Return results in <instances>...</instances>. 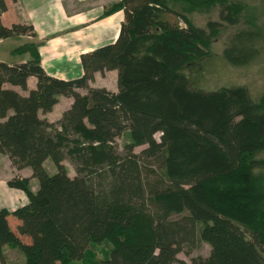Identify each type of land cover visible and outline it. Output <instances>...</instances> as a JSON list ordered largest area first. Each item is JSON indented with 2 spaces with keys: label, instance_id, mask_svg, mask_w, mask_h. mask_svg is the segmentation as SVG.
<instances>
[{
  "label": "trees",
  "instance_id": "obj_1",
  "mask_svg": "<svg viewBox=\"0 0 264 264\" xmlns=\"http://www.w3.org/2000/svg\"><path fill=\"white\" fill-rule=\"evenodd\" d=\"M214 6L230 25L246 9L234 0H117L105 15L124 11L119 36L81 55L78 78L49 75L35 43L15 50L31 54L24 63L0 60V152L18 169L32 170L31 177L8 181L29 203L12 213L0 210V262L6 263L8 245L23 253L22 264H264V189L254 175L264 150V94L254 101L244 87L195 90L185 71L205 56L219 25L210 22L208 33L191 15ZM6 10L0 0V40L35 35L32 25L5 26ZM251 13L249 25L226 41L223 55L232 65L262 54L264 25ZM110 70H117L116 92L90 86L95 73ZM32 76L36 87L28 90ZM60 96L73 103L50 122L41 114L53 111ZM125 131L130 142L121 156L114 143ZM138 146H145L140 153ZM10 215L30 242L11 229ZM199 238L210 246L207 256L189 263L177 257ZM100 245L106 246L103 258L92 251Z\"/></svg>",
  "mask_w": 264,
  "mask_h": 264
},
{
  "label": "crops",
  "instance_id": "obj_2",
  "mask_svg": "<svg viewBox=\"0 0 264 264\" xmlns=\"http://www.w3.org/2000/svg\"><path fill=\"white\" fill-rule=\"evenodd\" d=\"M7 10L2 14V23L5 26H12L16 23L32 25L35 35H22L19 37L0 40V60L9 64H20L31 58L29 52L17 54L15 50L27 43H35L41 58V65L45 71L60 79H74L81 77L84 73L81 65V55L91 52L94 49L114 43L120 33L121 25L125 19L123 10L115 11L110 15H105V11L117 0H5ZM18 41L14 47H10V41ZM75 64L74 66H70ZM117 76V70L95 73L94 81L90 82L93 87H105L104 84L97 86L99 76ZM37 79H28V90L36 87ZM8 88H13L22 95H27L28 90H23L19 86L5 84ZM116 92L117 88L106 87ZM79 92L85 93L82 89ZM59 102L54 106L56 109ZM73 103L72 97H67L66 109ZM46 115V119L53 112ZM44 117V116H42ZM44 117V118H45ZM59 120V119H58ZM0 121L2 118L0 117ZM55 121V120H53ZM47 161V160H46ZM31 177L32 170L29 167L18 169L15 167L8 155L0 152V210L7 209L12 213L18 207L29 203V197L25 191L10 187L8 181L14 176ZM30 179L33 191L38 189V181ZM11 229L24 242H30V238L18 232L21 221L9 216ZM6 245L3 249L6 254ZM18 249V248H17ZM19 254V264L21 262ZM0 264H11L0 262Z\"/></svg>",
  "mask_w": 264,
  "mask_h": 264
},
{
  "label": "rangeland",
  "instance_id": "obj_3",
  "mask_svg": "<svg viewBox=\"0 0 264 264\" xmlns=\"http://www.w3.org/2000/svg\"><path fill=\"white\" fill-rule=\"evenodd\" d=\"M234 1L241 2L246 6L241 21L235 25H230L221 21L220 8L218 6H214L207 11L195 12L191 15L194 24L197 27L205 29L208 33L212 31L209 28L210 22H219V25L216 27L217 34L205 47V56L188 65L185 68V71L189 78L190 87L192 89L209 93L223 88L244 87L250 98L254 101H257L264 94V48L261 56L257 60L244 66H235L230 64L224 58L223 50L230 35H232L238 29L249 25L248 16H250V12H253L251 14H254L256 17V24L264 25V0ZM169 19L171 21L177 20L172 15L169 16ZM17 44H19L18 41L12 40L10 41L9 46L14 47ZM261 45L264 46V40L261 41ZM74 65L75 64H71L70 66L72 67ZM95 84L97 86L104 84L105 88H117V76L111 74L102 77L99 76ZM82 91L86 92L84 89H82ZM66 102L67 97H63L56 109H54V111L48 117L50 120H52L51 122H57L58 119L62 117V114L66 109ZM41 116L45 117L46 115L41 114ZM159 137L160 133H157L156 138L159 139ZM129 142L130 136L128 131H125L120 137L116 138L114 146L119 155L122 156L125 154V145ZM144 147L145 146L136 147L135 152L140 153ZM64 164L68 169L69 175L71 177L75 176V167L69 157L64 160ZM149 165L151 168L156 170L157 173L160 171L159 164L157 162L150 160ZM44 166L50 174H53L57 171L55 165L50 159L45 161ZM99 173H104V168L101 170L98 169L97 174H95L94 178L96 182H102ZM254 175L256 176V180L258 181L259 185L264 189V150L260 151L256 156ZM103 182L106 184V176L103 178ZM35 184H37V180L35 181ZM220 187L222 189H226L227 184H220ZM178 216L180 215H175L174 217ZM92 251L98 258H103L107 254L105 245L94 246ZM209 252L210 246L208 243L202 241L199 238L195 246L185 245L177 257L189 263L193 257L207 256ZM19 254L21 255L20 264H22L25 259L23 253L16 247H7L5 254L6 261L10 262L11 264H19Z\"/></svg>",
  "mask_w": 264,
  "mask_h": 264
}]
</instances>
